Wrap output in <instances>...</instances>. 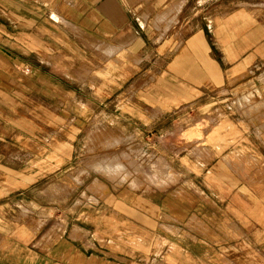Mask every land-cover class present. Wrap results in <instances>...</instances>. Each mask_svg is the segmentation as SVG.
<instances>
[{"label":"crops","instance_id":"0c3cea01","mask_svg":"<svg viewBox=\"0 0 264 264\" xmlns=\"http://www.w3.org/2000/svg\"><path fill=\"white\" fill-rule=\"evenodd\" d=\"M224 1L0 0V264H70L72 250L84 251L75 246L82 241L70 247L60 239L44 249L30 244L21 233L31 230L7 219L1 203L9 193L6 175L14 188L35 185L43 176L18 169L25 166L21 158L34 169L54 157L68 162L81 149L92 112L85 105L70 109L74 84L96 88L99 119L107 117L110 128L146 138V146L151 139L168 173H181L199 190L192 189L190 208L184 210L201 215L208 225L204 233L192 229L206 240L196 244L205 252L190 254L189 262L264 264L258 255L264 245V110L240 108V88L249 83L240 82V75L264 60V19L255 0H237L232 8ZM69 24L84 33L71 32ZM17 72L28 76L29 87L42 90L32 98L30 134L4 126L7 76ZM54 88L60 97H54ZM38 101L43 120L37 117ZM53 117L60 119L57 129ZM170 133L164 141L170 143L159 144V137ZM12 148L29 154L10 164L6 155ZM129 193L116 195L109 218L90 228L121 250L109 249L112 254L145 264L155 252L153 238L162 236L164 199ZM228 223L238 227L239 237L225 236ZM67 230L66 224L63 233ZM92 243L100 249V242ZM230 246L248 252L249 260H229L223 250Z\"/></svg>","mask_w":264,"mask_h":264},{"label":"rangeland","instance_id":"374dc122","mask_svg":"<svg viewBox=\"0 0 264 264\" xmlns=\"http://www.w3.org/2000/svg\"><path fill=\"white\" fill-rule=\"evenodd\" d=\"M166 1L175 2V0ZM255 2H257V11L264 19V0H255ZM224 3L228 8H232L237 5V0H227ZM69 29L76 34L84 33V30L75 24H69ZM88 31L87 26L85 27L86 35ZM94 74L102 76L100 72H94ZM244 74L240 75V82L249 83L240 88V108H250L254 111L263 108L264 110V100H262L264 99V60L256 63ZM53 76L60 79L61 73L54 71ZM7 77L10 79L3 94L7 100L4 126L30 134L34 127V120H30L34 109L33 113H30V109L34 106L35 90H37V96L42 90L29 87L28 76L18 74V72L16 75L12 74ZM93 81L96 79L93 78ZM253 85L255 87L263 85V88L258 89ZM71 88L74 90L75 103L70 106V109H74L77 105H85L92 112V118L87 121L88 125L84 130L85 135L83 138L82 135L79 137V139L82 138L79 147L81 149L71 154L68 162L54 157L51 161L38 162L39 167H34V169L25 167L30 162L21 158L25 166L22 165L18 169L27 172L38 170L43 176L35 185L30 187L22 185V187L14 188V185L8 183L9 178L6 175L4 179L5 191L9 193L1 201L4 203L6 218L13 223L26 225L31 232L24 230L21 234L26 236L21 238L24 240L30 238V244L39 245L42 249L46 243L50 244L60 239L68 240L67 244L70 247L71 244L82 241V244L75 243V246L82 247L84 251L77 249L78 253H76V249L72 250L68 255L70 264H141L127 261V258L121 254H112L110 250L117 253L121 250L113 243L107 242L104 237L96 235L91 228L99 222V218H109V202L114 200L116 195L126 198L132 191L148 194L152 199L158 198L157 195H159L164 199L165 212L159 227V233L162 236L158 240L153 238L156 246L153 250L155 252L150 254L145 264H178L177 262H180L179 264H194L189 262L186 257L195 252H205L196 244L201 245L203 242L202 244L205 245L206 240L199 237L192 229L200 228L204 233V230L208 229V225L201 215H196L194 212L189 213L184 209L190 208L192 189L198 192L199 190L186 182L181 173H176L175 170L172 171L175 174L171 175V171L168 173L167 167H164L163 161H160L161 158H164L159 156L160 153L156 149L151 148L153 145L151 139L150 142L148 141V148L145 142L146 138H141L138 134L132 136L126 134L124 130L110 128L107 117L100 118V120L96 116L101 112L100 105L96 103V99L98 101L96 97H99L96 88L85 87L83 84L79 87L74 84V87ZM53 95L60 97V89L54 88ZM244 95L247 96V99L244 98ZM40 106L38 101L36 105L37 117L43 120V117H39L43 112L42 110L39 114ZM105 112H108L107 108ZM184 119L187 120L182 118L180 122H183ZM59 120L53 117L54 129L60 127ZM188 131V128L182 131L187 138L186 132ZM19 138V136L13 137L16 140ZM169 138H171V133L165 138L160 136L159 144L170 143L164 142ZM57 147L54 145V148L59 150ZM23 154L29 153L12 148L6 155V160L13 164V160L19 159ZM158 162H160L159 168L156 164ZM59 164L63 165L56 167ZM157 171L158 173H156ZM179 202L183 208L179 207ZM117 203L119 210L124 201L120 200ZM66 224L68 230L63 233ZM83 224L86 226L84 229L79 226ZM153 235L155 236V233ZM239 235L238 227L234 223H228V226L225 227V236L233 239ZM218 238V235L213 233V239L217 241ZM195 239L199 241H194ZM93 241L101 243L100 249H96ZM2 245L0 243V247ZM226 250L228 252H224ZM223 252L225 256L229 257V260L234 258L239 262L244 258L249 260L250 256L248 252H239L232 246L224 249ZM258 255L264 258V245L259 247ZM200 256H203L202 253ZM225 256L224 258L227 259ZM178 257H181L182 260L178 261Z\"/></svg>","mask_w":264,"mask_h":264},{"label":"bare ground","instance_id":"6f19581e","mask_svg":"<svg viewBox=\"0 0 264 264\" xmlns=\"http://www.w3.org/2000/svg\"><path fill=\"white\" fill-rule=\"evenodd\" d=\"M250 93H251V92H250ZM262 94H263V93H262ZM246 95H247V93H246ZM246 95H244V98H245V99H247V96H246ZM248 96H249V95H248ZM250 96H251V95H250ZM242 100H243V99H242Z\"/></svg>","mask_w":264,"mask_h":264}]
</instances>
